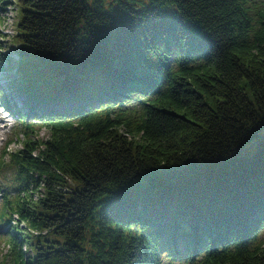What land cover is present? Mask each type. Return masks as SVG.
<instances>
[{"label": "trees", "instance_id": "16d2710c", "mask_svg": "<svg viewBox=\"0 0 264 264\" xmlns=\"http://www.w3.org/2000/svg\"><path fill=\"white\" fill-rule=\"evenodd\" d=\"M17 7L18 63L56 83L0 79L25 137L7 164L23 195L0 211L10 264H264V1Z\"/></svg>", "mask_w": 264, "mask_h": 264}, {"label": "rangeland", "instance_id": "374dc122", "mask_svg": "<svg viewBox=\"0 0 264 264\" xmlns=\"http://www.w3.org/2000/svg\"><path fill=\"white\" fill-rule=\"evenodd\" d=\"M264 1V0H262ZM18 21V7H17V0H1L0 3V53L4 54L7 58L11 59V67H5L1 65L3 69L0 70V79L4 82L6 79H13L14 78V71L16 65H18V78L24 79V86L31 87V86H39L43 87L44 85H54L56 83L55 78L50 75L48 72L44 71L41 62L37 59H31V63L33 68L24 66L23 64L18 63V58L15 56L14 49L16 43L14 42V37L17 34L16 31V23ZM5 83H3L4 85ZM20 103L22 99L17 97L11 98L10 107L5 108L4 105L1 103V95H0V211L2 208L4 192L3 190H7L5 196H14L18 195L19 198L22 197L21 190L18 193L17 187L11 190L7 185L9 184V180L12 178L13 170L7 166L8 164V155L22 149V141L25 137L18 131V122L15 116L12 113L13 103ZM9 107V105H8ZM15 107V105H14ZM30 136L34 141H41L47 140L49 138V131L44 128L43 126L36 127L35 133H31ZM23 188V187H22ZM29 191L26 195L34 201L36 200L39 195H41V188L38 190H34L33 186L28 187ZM15 219V216H14ZM17 223L14 220L9 226L4 227L3 230L9 231L10 226L13 223ZM22 225L21 223H18ZM5 232V231H4ZM4 232L0 230V263L4 260L5 264H10L11 260L8 256L9 246L7 244V236L3 235ZM14 232L21 233L25 230H21L15 228ZM6 233V232H5ZM36 234V233H34ZM165 264V262H164Z\"/></svg>", "mask_w": 264, "mask_h": 264}]
</instances>
